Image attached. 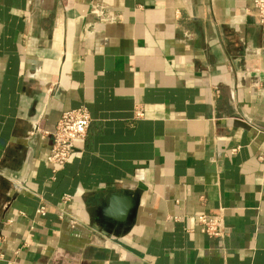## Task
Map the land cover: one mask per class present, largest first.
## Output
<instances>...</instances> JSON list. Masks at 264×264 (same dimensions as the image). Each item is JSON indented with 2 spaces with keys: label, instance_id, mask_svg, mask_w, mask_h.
<instances>
[{
  "label": "crops",
  "instance_id": "obj_1",
  "mask_svg": "<svg viewBox=\"0 0 264 264\" xmlns=\"http://www.w3.org/2000/svg\"><path fill=\"white\" fill-rule=\"evenodd\" d=\"M251 1L0 0V264H264ZM79 107L86 138L52 173L31 133ZM219 214L223 240L197 223Z\"/></svg>",
  "mask_w": 264,
  "mask_h": 264
},
{
  "label": "built area",
  "instance_id": "obj_2",
  "mask_svg": "<svg viewBox=\"0 0 264 264\" xmlns=\"http://www.w3.org/2000/svg\"><path fill=\"white\" fill-rule=\"evenodd\" d=\"M251 9L256 25L264 33V0H252ZM94 11L99 23L113 24L120 19L119 15L106 11L102 6H94ZM143 116V111L140 108L133 111L135 119H142ZM90 122L87 109L79 107L61 113L52 131L42 130L38 125L34 126L31 136L38 133L50 141L46 162L51 166L52 173L62 169L70 161L75 144L86 138ZM235 151L232 150L231 152L234 153ZM69 201L68 195L62 196L61 202L63 204H67ZM44 212L43 206L36 210L40 216L44 215ZM62 214H64L63 210ZM197 223L201 231L209 238L223 240L229 235L220 214L217 216L200 215L197 217Z\"/></svg>",
  "mask_w": 264,
  "mask_h": 264
},
{
  "label": "water",
  "instance_id": "obj_3",
  "mask_svg": "<svg viewBox=\"0 0 264 264\" xmlns=\"http://www.w3.org/2000/svg\"><path fill=\"white\" fill-rule=\"evenodd\" d=\"M138 199H139V197H138V195L136 194V193H133L132 195H131V211H130V214H129V219L130 218H133V215H134V211L136 210V208H137V205H138Z\"/></svg>",
  "mask_w": 264,
  "mask_h": 264
}]
</instances>
